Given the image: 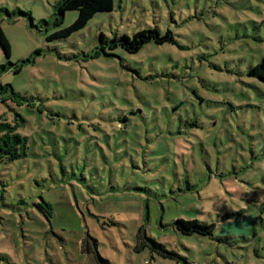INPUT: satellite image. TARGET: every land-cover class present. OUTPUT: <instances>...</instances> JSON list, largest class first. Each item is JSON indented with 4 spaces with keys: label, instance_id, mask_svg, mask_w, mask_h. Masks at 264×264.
I'll return each instance as SVG.
<instances>
[{
    "label": "rangeland",
    "instance_id": "374dc122",
    "mask_svg": "<svg viewBox=\"0 0 264 264\" xmlns=\"http://www.w3.org/2000/svg\"><path fill=\"white\" fill-rule=\"evenodd\" d=\"M57 1L0 0V113L27 139L0 157V264H264V0H115L54 37L78 16ZM148 27L173 40L105 54Z\"/></svg>",
    "mask_w": 264,
    "mask_h": 264
},
{
    "label": "trees",
    "instance_id": "16d2710c",
    "mask_svg": "<svg viewBox=\"0 0 264 264\" xmlns=\"http://www.w3.org/2000/svg\"><path fill=\"white\" fill-rule=\"evenodd\" d=\"M114 2L115 0H58L54 6L56 9V24H62V22L64 21L65 13L69 10H77L78 16L72 24L56 32L54 34V37H66L74 31L79 30L80 28L84 27L97 12L113 10ZM102 38L104 40L103 35ZM171 40H173V36L170 31L161 33L158 27H148L136 31L133 36H130L128 34H115L110 39L109 43H107L106 41L104 42L102 48L105 54H109L107 52L106 44L108 45L109 49L121 47L128 52L135 53L138 52L148 42L154 41L155 43L162 44L165 41ZM0 46L3 48L7 57H10L11 45L8 37L6 36V33L1 26V22ZM7 68L8 64H1L0 72L6 71ZM251 74L258 76L261 80L264 81V61L261 64L252 67ZM3 91H10L11 97L12 95L19 97V95L14 91L11 84H0V93ZM19 117L21 121H24V118L21 115ZM18 126V122L12 123L4 116V114L0 113L1 158L15 160L26 154L27 139L17 131ZM47 205L50 206L49 203H47ZM173 227L184 234L198 233L201 235L212 236L216 229V224L204 223L198 219L177 218L173 222ZM142 235L147 240L145 244L148 245L152 250L160 253L164 258H173L174 256L178 255L176 252L168 250L165 244H163L162 242H159L153 237L148 236L145 231ZM95 256L99 264H106L108 262V260L104 259L99 252H96Z\"/></svg>",
    "mask_w": 264,
    "mask_h": 264
}]
</instances>
